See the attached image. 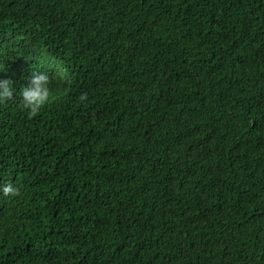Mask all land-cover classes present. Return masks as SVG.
Segmentation results:
<instances>
[{
	"label": "trees",
	"instance_id": "1",
	"mask_svg": "<svg viewBox=\"0 0 264 264\" xmlns=\"http://www.w3.org/2000/svg\"><path fill=\"white\" fill-rule=\"evenodd\" d=\"M2 64L0 264H264V0H0Z\"/></svg>",
	"mask_w": 264,
	"mask_h": 264
},
{
	"label": "clouds",
	"instance_id": "2",
	"mask_svg": "<svg viewBox=\"0 0 264 264\" xmlns=\"http://www.w3.org/2000/svg\"><path fill=\"white\" fill-rule=\"evenodd\" d=\"M5 65H0L3 71ZM53 95L50 75L45 71L32 70L26 86L19 92V104L29 115L39 113L50 101ZM86 94L79 97L80 101L86 100ZM14 99V88L11 80L0 78V103ZM19 187L12 181H0V194L4 197H15L19 194Z\"/></svg>",
	"mask_w": 264,
	"mask_h": 264
}]
</instances>
